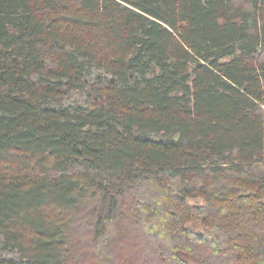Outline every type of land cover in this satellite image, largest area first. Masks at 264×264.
Segmentation results:
<instances>
[{"label":"trees","instance_id":"trees-1","mask_svg":"<svg viewBox=\"0 0 264 264\" xmlns=\"http://www.w3.org/2000/svg\"><path fill=\"white\" fill-rule=\"evenodd\" d=\"M2 163L0 264H264V0H0Z\"/></svg>","mask_w":264,"mask_h":264},{"label":"rangeland","instance_id":"rangeland-1","mask_svg":"<svg viewBox=\"0 0 264 264\" xmlns=\"http://www.w3.org/2000/svg\"><path fill=\"white\" fill-rule=\"evenodd\" d=\"M5 167H7L6 164H5V163H2L0 169H3V170H5V171H7V170L5 169ZM193 202H194V200H193ZM199 202H200V200H199ZM79 233L83 234L82 232H79ZM84 233H85V235H88V234L86 233V231H84ZM71 239H72V238H71Z\"/></svg>","mask_w":264,"mask_h":264}]
</instances>
